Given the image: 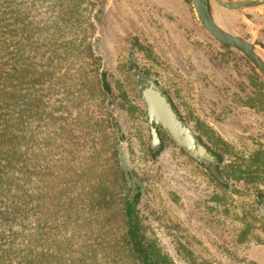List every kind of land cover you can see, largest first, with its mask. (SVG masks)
<instances>
[{
    "label": "rangeland",
    "instance_id": "rangeland-1",
    "mask_svg": "<svg viewBox=\"0 0 264 264\" xmlns=\"http://www.w3.org/2000/svg\"><path fill=\"white\" fill-rule=\"evenodd\" d=\"M93 1L91 44L112 87L124 191L130 196L140 185L136 213L145 239L173 264H264V213L256 195L264 193L259 70L205 29L191 0ZM209 5L213 20L250 42L264 61V4ZM146 78L165 91L212 156L221 151L229 186L162 128L153 137L140 93ZM153 143L161 147L157 155Z\"/></svg>",
    "mask_w": 264,
    "mask_h": 264
},
{
    "label": "trees",
    "instance_id": "trees-1",
    "mask_svg": "<svg viewBox=\"0 0 264 264\" xmlns=\"http://www.w3.org/2000/svg\"><path fill=\"white\" fill-rule=\"evenodd\" d=\"M94 6L0 0V264H173L140 230V185L124 191ZM212 154L196 159L229 186Z\"/></svg>",
    "mask_w": 264,
    "mask_h": 264
},
{
    "label": "water",
    "instance_id": "water-1",
    "mask_svg": "<svg viewBox=\"0 0 264 264\" xmlns=\"http://www.w3.org/2000/svg\"><path fill=\"white\" fill-rule=\"evenodd\" d=\"M191 1L198 21L205 29L223 46L236 49L245 55L255 64L264 79V61L255 51L254 46L241 37L226 31L213 20L209 0ZM215 1L226 9L251 7L252 5L264 3V0ZM140 93L150 121L160 124L163 130L190 156L207 160L212 159V155L193 137L189 131L190 129L179 119L176 111L157 84L147 78L141 80Z\"/></svg>",
    "mask_w": 264,
    "mask_h": 264
},
{
    "label": "flooded vegetation",
    "instance_id": "flooded-vegetation-1",
    "mask_svg": "<svg viewBox=\"0 0 264 264\" xmlns=\"http://www.w3.org/2000/svg\"><path fill=\"white\" fill-rule=\"evenodd\" d=\"M262 4H264V3H262ZM211 9V8H210ZM211 14H213V12H212V10H211ZM176 114L178 115V117H179V119L182 121V119H181V117L179 116V114L176 112ZM150 121V120H149ZM183 122V121H182ZM158 128H162V126L160 125V124H158V123H155L154 121H150V131H152V135H153V137H154V135L156 134V129H158ZM189 129V128H188ZM162 131H164L163 130V128H162ZM190 132H191V130H189ZM165 132V131H164ZM166 133V132H165ZM167 134V133H166ZM191 134L193 135V133L191 132ZM168 135V134H167ZM170 137V136H169ZM193 137H194V135H193ZM171 138V137H170ZM195 139H197V138H195ZM175 142V141H174ZM176 143V142H175ZM177 144V143H176ZM157 145V143H153V146H156ZM178 145V144H177ZM157 147V146H156ZM178 147H180L179 145H178ZM181 148V147H180ZM192 157V156H191ZM193 159H195L196 160V158H194V157H192ZM198 159H201V158H198ZM197 159V160H198ZM210 161H212L213 163H215V160H214V157L212 156V159H209ZM211 167V169L215 172V166H214V164L213 165H211L210 166ZM259 204H260V206H261V210L263 211V213H264V197H262L261 199H260V201H259Z\"/></svg>",
    "mask_w": 264,
    "mask_h": 264
},
{
    "label": "crops",
    "instance_id": "crops-1",
    "mask_svg": "<svg viewBox=\"0 0 264 264\" xmlns=\"http://www.w3.org/2000/svg\"><path fill=\"white\" fill-rule=\"evenodd\" d=\"M227 1H241V0H227ZM251 7H252V6H251ZM229 22H230V21H227V20H226L227 25L229 24ZM223 28H224V29H227L226 27H223ZM227 31H228V30H227ZM228 32H229V31H228Z\"/></svg>",
    "mask_w": 264,
    "mask_h": 264
}]
</instances>
